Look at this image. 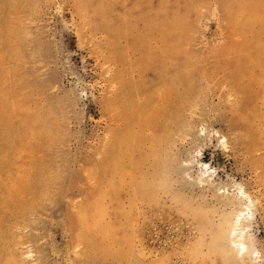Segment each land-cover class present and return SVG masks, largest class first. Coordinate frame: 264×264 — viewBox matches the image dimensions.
Wrapping results in <instances>:
<instances>
[{"label":"rangeland","instance_id":"rangeland-1","mask_svg":"<svg viewBox=\"0 0 264 264\" xmlns=\"http://www.w3.org/2000/svg\"><path fill=\"white\" fill-rule=\"evenodd\" d=\"M3 1L0 75L24 91L10 130L0 119V264H264L262 24L239 32L220 0H193L172 39L188 87L172 92L168 36L146 19L180 0ZM239 188L254 202L247 254L231 237Z\"/></svg>","mask_w":264,"mask_h":264},{"label":"bare ground","instance_id":"bare-ground-1","mask_svg":"<svg viewBox=\"0 0 264 264\" xmlns=\"http://www.w3.org/2000/svg\"><path fill=\"white\" fill-rule=\"evenodd\" d=\"M1 1V0H0ZM7 1V0H6ZM10 1V0H9ZM20 1H23V0H20ZM19 1V2H20ZM25 1V0H24ZM168 0H163L162 1V3H165V2H167ZM192 1L193 0H180V2L178 3V5L176 6V7H174V8H170V9H168V8H166L167 9V11H166V9H164V10H157V11H154L153 12V14L151 15L150 14V17H147V21L146 22H148L149 23V27L151 26L153 29L156 27V28H158V30H161V31H163L164 30V32H165V34L168 36V38H167V36H165V39L167 40V46L168 47H170L168 50H170V52L172 51V53L174 54V59L172 58V60L174 61V68H172V69H170V70H172L171 72H170V76L169 77H171L170 78V87H171V91L173 92L174 91V88L176 87V86H181V87H184V88H187L188 87V84H187V82H186V76L188 75V70H189V65H188V62L186 61L187 59H185V57H183V52H181V50H180V44H182V43H175V41L177 40V38L180 36V34H181V28L182 27H180V23L182 22L183 23V20L185 19V16H186V13H185V8H187L188 6H191L192 5ZM221 1V6H222V9L226 12V18L229 20V21H231V23L233 22L235 25H236V27H237V30L239 31V32H248V31H250L251 30V28L252 29H254V26H255V24H262V25H260V26H263L264 27V16H262V15H264V0H220ZM2 2H4L3 0H2ZM116 2V1H115ZM123 2V1H122ZM1 3V2H0ZM21 3V2H20ZM23 3V2H22ZM26 3V2H25ZM194 3H196V2H194ZM3 5L5 4V2L4 3H2ZM1 4V5H2ZM24 4V3H23ZM168 4V3H167ZM3 5H2V7H3ZM9 5V4H8ZM28 5V4H27ZM5 6V5H4ZM7 6V5H6ZM109 6V5H108ZM111 6V5H110ZM166 6V5H165ZM22 7V6H21ZM26 7V6H25ZM195 7V6H194ZM10 8V7H9ZM157 8V7H156ZM5 9V8H4ZM21 9V8H20ZM155 9V8H154ZM153 9V10H154ZM2 10V9H1ZM0 10V11H1ZM7 10H9V9H7ZM19 10V9H18ZM156 10V9H155ZM22 11V10H21ZM21 11H18V12H20V14H21ZM9 12V11H8ZM7 13V12H6ZM15 13H17V11H15ZM185 13V14H184ZM0 14H3V13H0ZM19 14V13H18ZM17 14V15H18ZM26 14V13H25ZM13 15V14H12ZM16 15V16H17ZM11 16V15H10ZM11 17H13V16H11ZM2 18V17H1ZM8 19V18H7ZM15 19V18H14ZM6 20V19H5ZM10 20H11V18H10ZM263 21V22H262ZM8 22V21H7ZM11 22H13V20L11 21ZM10 23V22H9ZM10 25H12V24H10ZM15 25V24H14ZM147 25V24H146ZM19 27V26H18ZM147 28V29H150V28ZM6 28V27H5ZM135 28V27H134ZM188 28V27H187ZM1 29V28H0ZM10 28H6V30H9ZM12 29V28H11ZM15 29V28H14ZM184 29V28H183ZM1 31V30H0ZM12 31V30H11ZM10 30L8 31V33H10L11 32ZM125 31V30H124ZM134 31H136V29L135 30H132V28H127L126 29V31L124 32V34L122 33V35L121 34H119V33H121V32H117V34H119L120 36H125V37H131V36H133V34L134 33H137V32H134ZM151 32V31H150ZM139 33V32H138ZM184 33V31L182 32V34ZM11 34H12V32H11ZM145 34H148V32L147 33H145V32H143V34H141V36L142 37H144L145 36ZM162 34H163V32H162ZM186 34V33H185ZM13 35V34H12ZM16 34H14V36H15ZM18 35V34H17ZM17 35H16V38H19V37H17ZM148 35H150V34H148ZM179 35V36H178ZM3 36V35H2ZM115 36V35H114ZM151 36V35H150ZM163 36H164V34H163ZM178 36V37H177ZM182 37H183V35H181ZM3 37H5V36H3ZM8 37V36H7ZM174 37H176L175 39L176 40H172ZM13 38V37H12ZM114 39H115V37H113ZM113 38H112V41H113ZM120 38V37H119ZM148 38V37H147ZM5 39V38H4ZM3 39V40H4ZM8 39V38H7ZM117 39V38H116ZM121 39V38H120ZM1 40V39H0ZM12 40V39H11ZM16 40V39H15ZM19 40H20V38H19ZM119 39H117V41H118ZM122 40V39H121ZM143 40V39H142ZM146 40V39H145ZM182 40V39H181ZM13 41H14V39H13ZM13 41H12V43H13ZM18 41V40H17ZM16 41V42H17ZM116 41V42H117ZM179 41V40H178ZM24 42V41H23ZM115 42V44H117ZM140 42V41H139ZM11 43V44H12ZM14 43H15V41H14ZM19 43V42H18ZM18 43L16 44V45H18ZM113 43H114V41H113ZM252 43H254V41L252 42ZM2 44V43H1ZM10 44V45H11ZM21 44H23L22 42H21ZM147 44V43H146ZM249 44H250V42H249ZM7 45V47L9 46V43L8 44H6ZM15 45V44H14ZM110 45V44H109ZM253 45V44H252ZM261 45V44H260ZM4 46V45H3ZM2 46V47H3ZM113 47H114V45H112ZM136 45H134V47H135ZM144 46V45H143ZM1 47V46H0ZM1 47V48H2ZM11 47V46H10ZM9 47V48H10ZM21 47V46H20ZM20 47L18 48V49H20ZM23 47H24V45H23ZM111 47V46H110ZM142 47V46H141ZM0 48V49H1ZM5 48H6V46L4 47V50H5ZM136 48V47H135ZM139 48H140V46H139ZM8 49V48H7ZM6 49V50H7ZM13 48H11V50H12ZM142 49V48H141ZM249 49H253V48H249ZM2 50V49H1ZM1 50H0V52H1ZM5 50V51H6ZM9 50V49H8ZM134 50V49H133ZM150 50V49H149ZM10 51V50H9ZM8 51V52H9ZM234 51V50H233ZM253 51V50H252ZM252 51H251V53H252ZM3 52V51H2ZM1 52V53H2ZM7 52V51H6ZM11 52V51H10ZM5 53V52H4ZM4 53H2V54H4ZM10 54V53H9ZM23 54V53H22ZM21 54V55H22ZM150 54V53H149ZM7 55V54H6ZM5 56V55H4ZM169 56H170V54H169ZM171 56H173V55H171ZM2 57V56H1ZM11 57H13V56H11ZM11 57H9V55H8V57L6 58V56H5V59H10V61H12V58ZM21 57V56H20ZM20 57H18V58H20ZM16 58V57H15ZM14 58V59H15ZM171 57H169V59H170ZM188 59H190V58H188ZM19 61H20V59H18ZM21 60H23V59H21ZM249 60V59H248ZM3 61V60H2ZM171 61V60H170ZM190 61V60H189ZM193 61V60H192ZM5 62V61H4ZM14 62V61H13ZM172 62V61H171ZM1 63V62H0ZM8 64H9V60H8ZM1 66H3V63H2V65ZM0 66V67H1ZM6 66H8V65H6ZM10 66V65H9ZM8 66V67H9ZM12 66V65H11ZM11 66H10V68H11ZM190 68H191V66H190ZM2 69V68H1ZM4 69V68H3ZM6 69H7V67H6ZM14 69V68H13ZM169 70V71H170ZM3 71H5V69L3 70ZM2 71V72H3ZM15 71V70H14ZM194 71V70H193ZM192 71V72H193ZM1 72V71H0ZM6 72V71H5ZM13 74H14V72L13 71H11ZM21 72V71H20ZM4 73V72H3ZM4 76H1L0 75V119H1V121H2V123L4 124V125H2V123H1V128H4L3 126H7L8 124H6V121H7V117L9 118V116H10V105H9V101H10V98L11 99H15V98H18L19 96H18V94H19V92L21 91V90H23L24 91V89L22 88H20V86H19V88H20V91L17 93V92H15V91H17L16 90V88H12V90H14V91H12V90H7L6 88H8V87H6V80H7V78H8V75L7 74H3ZM15 75V74H14ZM18 75V74H17ZM189 75H190V73H189ZM21 76V75H20ZM10 77V76H9ZM17 77V76H16ZM18 78V77H17ZM21 79H22V76L20 77ZM19 79V78H18ZM29 79V78H28ZM10 79H8V84H9V81ZM21 82H22V80H21ZM31 82V81H30ZM19 83H20V79H19ZM12 84V83H11ZM16 84V83H15ZM17 84H18V82H17ZM32 84V83H31ZM35 84V83H34ZM11 86V85H10ZM22 86V85H21ZM13 87V86H12ZM16 87H18V86H16ZM23 91H21V94H22V92ZM27 93V92H26ZM25 95H27V94H25ZM24 97H26V99H28L27 97L28 96H24ZM30 97V96H29ZM126 97H127V95H126ZM155 97V95H153V97H151V98H154ZM21 98V99H20ZM19 98V100H22V101H24L25 100V98H23V96L22 97H20ZM24 100H23V99ZM127 99V98H126ZM6 101H7V103H6ZM13 101H15V100H13ZM16 101H18V99L16 100ZM25 102V101H24ZM115 104V108L116 109H118L119 110V106L118 105H116V103H114ZM122 104H123V102H122ZM128 104V103H127ZM12 105H15V104H12ZM21 105H22V103H21ZM24 105V104H23ZM16 106V105H15ZM12 108H13V106H12ZM18 108V107H17ZM125 108V107H124ZM14 110V109H13ZM19 110V109H18ZM17 111V110H16ZM20 111V110H19ZM30 111V110H29ZM13 112V111H12ZM27 112V111H26ZM14 113V112H13ZM21 113L23 114V110L21 111ZM16 114V113H15ZM19 114V113H18ZM140 114V113H139ZM138 114V116L137 115H135V116H133V117H128L129 118V121H128V119H127V121H128V126L126 127V131L125 130H123L124 132L123 133H119V141H118V147L120 148V150H122V149H126L127 147H128V144H130V142L128 141L129 140V138L131 137V135H132V133L134 132V129H135V127H136V124L138 125V126H141L142 125V121H141V115H139ZM9 115V116H8ZM26 115V114H25ZM16 116L18 117V115L16 114ZM124 117H126V116H124ZM16 117H14L13 118V120L15 119ZM42 118H44V117H42ZM127 118V117H126ZM19 119V118H18ZM21 119H19V121H20ZM24 120V119H23ZM39 120H41V119H39ZM10 120L8 119V121L7 122H9ZM27 122V121H26ZM32 122V121H31ZM43 122V121H42ZM45 123H47V122H45ZM18 124V123H17ZM16 124V125H17ZM23 124H26V123H23ZM42 124V123H41ZM10 125H12L11 124V122H10ZM10 125H8V126H10ZM18 125H20V124H18ZM17 125V126H18ZM22 125V124H21ZM33 125H35V124H33ZM33 125H29L28 126V130H31V131H33V132H35L37 135L39 134V130H38V127H36V125H38V123L35 125V127L33 126ZM44 125V124H43ZM14 126V125H13ZM12 126V127H13ZM39 126V125H38ZM42 126V125H41ZM46 126V125H45ZM15 127V126H14ZM0 128V129H1ZM10 128H11V126L10 127H8V128H6V129H9L10 130ZM18 128V127H17ZM42 128H43V126H42ZM52 128V127H51ZM13 129H15V128H13ZM27 129V128H26ZM41 129V128H40ZM16 130V129H15ZM14 130V131H15ZM20 130V129H19ZM23 130H24V127H23ZM5 131V130H4ZM11 131H12V129H11ZM10 131V134L11 133H15V132H11ZM26 131V130H25ZM41 131H43V129L41 130ZM7 133L9 132V131H6ZM5 132V133H6ZM27 132V131H26ZM45 132H47V131H45ZM122 132V131H121ZM42 133V132H41ZM43 133H44V131H43ZM0 134H1V132H0ZM4 134V133H3ZM35 134V135H36ZM45 134V133H44ZM44 134H43V137H44ZM15 136H16V134H14ZM46 135V134H45ZM42 136V135H41ZM41 136H40V138H41ZM12 137V136H11ZM47 137V136H46ZM116 138H118V137H116ZM13 140V139H12ZM16 140V139H15ZM41 140V139H40ZM17 141V140H16ZM34 141H35V139H34ZM18 142V141H17ZM128 142V143H127ZM37 145V144H36ZM36 148V147H35ZM1 151H2V149H1ZM122 152V151H121ZM3 155H4V153H3ZM41 156V155H40ZM36 157H37V153H36ZM3 158V157H2ZM1 161V160H0ZM45 161V160H44ZM43 161V162H44ZM10 162V161H9ZM3 163V162H2ZM2 163L0 164V165H2ZM4 165V164H3ZM38 165V164H37ZM7 166V165H6ZM1 168V167H0ZM203 168H205V171L203 172V179L205 180V181H210V180H212V178H213V174H212V172H211V170H212V168L209 166V165H207V164H205L204 166H203ZM5 169H7V168H5ZM24 171V170H23ZM36 171H38V170H36ZM4 173V171H1V173ZM28 172V171H27ZM46 173V172H45ZM24 174V173H23ZM25 174H26V172H25ZM31 174V173H30ZM47 174V173H46ZM28 175V174H27ZM37 175V174H36ZM24 176H26V175H24ZM44 177V176H43ZM27 178V177H26ZM33 178V177H32ZM34 178H36V180H39L38 179V177H34ZM34 178H33V180H34ZM22 179H24V178H22ZM28 180L29 179H31L30 177L29 178H27ZM32 180V179H31ZM24 181H26L25 179H24ZM30 181V180H29ZM42 181V180H41ZM31 182V181H30ZM28 183L29 185H31V183L33 184V182H31V183ZM36 183H37V181H35ZM56 182V181H55ZM203 183V182H202ZM24 184V183H23ZM22 184V185H23ZM29 185H24L25 187H29ZM36 185V184H35ZM36 186H38V185H36ZM35 186V187H36ZM27 187V188H28ZM56 187V186H55ZM18 188L20 189V188H22V187H19V185H18ZM32 188V187H31ZM18 189V190H19ZM24 189H26V188H24ZM29 189H30V187H29ZM38 189V187H36V190ZM0 191H1V189H0ZM38 191H39V189H38ZM26 192V191H25ZM32 192H34L33 190L31 191V193ZM2 193V192H1ZM0 193V194H1ZM20 193V192H19ZM28 193V192H27ZM25 194V195H28V194ZM37 194H38V192H36ZM6 194V193H5ZM24 194V193H23ZM25 195H23V196H25ZM31 195V194H30ZM33 195H31V196H29V198L30 197H32ZM38 196V195H37ZM9 197V196H8ZM18 197H19V195H18ZM34 197V196H33ZM20 198H22V203H24V202H26V201H23V197H20ZM20 198H16L15 197V199H20ZM26 198H28V197H24V199L25 200H27ZM42 198H44V197H42ZM5 199H7V198H5ZM11 199H13V196H11ZM10 200V199H9ZM9 200H7V201H9ZM230 200H232V205L236 208V209H238L237 210V212H236V214H235V218H234V229L232 230V232H231V237H233V245L236 247V250L238 251V253L239 254H247L248 252H249V250H248V247H249V245H248V242H249V239H252L253 237L251 236V234H249V230H250V228H251V220L253 219V217H254V213H253V206H254V202H253V200H252V198H251V196L243 189V188H239L238 189V194H237V196L236 197H233V198H231ZM28 202H29V199L27 200ZM20 202V201H19ZM8 203V202H7ZM21 203V202H20ZM20 203L19 204H17L18 206L20 205ZM1 204V203H0ZM16 205V206H17ZM27 205H29L28 203H27ZM3 206V205H2ZM1 206V207H2ZM5 206V205H4ZM15 206V205H14ZM13 206V207H14ZM15 206V208H17ZM21 207H22V205H20ZM25 206V207H24ZM24 208H26V205H25V203H24ZM22 207V208H23ZM28 207V206H27ZM38 207V206H37ZM20 207H18V209H19ZM22 208H20L21 210L20 211H23V209ZM31 208V207H30ZM11 210V209H10ZM27 210V209H26ZM29 210V209H28ZM33 210V209H32ZM38 210V209H37ZM16 211V210H15ZM25 211V210H24ZM29 212V211H28ZM34 212V211H33ZM16 213V212H15ZM19 213V212H18ZM23 213V212H22ZM26 214V213H25ZM34 214V213H33ZM253 254V253H252Z\"/></svg>","mask_w":264,"mask_h":264}]
</instances>
